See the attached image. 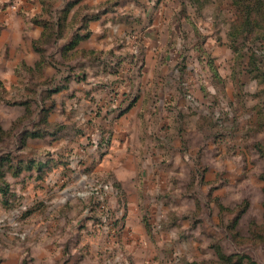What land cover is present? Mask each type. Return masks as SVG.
Masks as SVG:
<instances>
[{"label":"rangeland","instance_id":"374dc122","mask_svg":"<svg viewBox=\"0 0 264 264\" xmlns=\"http://www.w3.org/2000/svg\"><path fill=\"white\" fill-rule=\"evenodd\" d=\"M10 2L0 39L67 25L41 44L44 70L23 60L10 74L1 47L0 264H264V84L248 72L264 37L234 35L228 0ZM9 16L22 22L9 28ZM76 30L116 62L134 56L138 89L89 49L62 59L51 41ZM32 129L44 134L21 146Z\"/></svg>","mask_w":264,"mask_h":264},{"label":"trees","instance_id":"16d2710c","mask_svg":"<svg viewBox=\"0 0 264 264\" xmlns=\"http://www.w3.org/2000/svg\"><path fill=\"white\" fill-rule=\"evenodd\" d=\"M187 1H189L190 4L196 10H199L202 7L204 2H207L210 0H187ZM228 1L235 9V12L233 15V17L235 18L232 17L233 23L230 26V28L234 30V35L241 32V33L247 34L246 37L244 38H248V39L250 38L251 39H254V38L261 39L262 37H264V0H228ZM65 12L66 13H64V19H65L66 14H68L69 9L65 10ZM95 18L96 16L89 17L90 20L95 19ZM42 25L44 29L42 32V35H40V37L37 40L32 41L33 49L39 54V59L36 60L34 65L30 67L27 66V68H30L33 70L38 69V68H41L42 70H44L45 65L48 62H50L49 60H46V59L48 57L52 58V55L49 54V56H47L46 50L43 47H41V44L47 43V41L49 40L48 38L51 37V31L53 32V34H55V36L59 38L64 37L65 35H62L61 33L64 31V29H66L67 22L65 21H62V22L56 21V23L55 22L54 23L44 22ZM87 35H88V32L82 35L79 33L78 30H76L74 34H72L71 41L67 42L59 49L60 50L59 54L61 58L62 59L67 58L68 54L72 53L75 50H78L77 45H78L79 40L84 39ZM58 40L60 39H52L51 43L58 44ZM90 52H94V54L97 53L99 55V53L94 50ZM250 54H251V57H249V61H248V72L249 73L254 72L253 77H255L258 80V82L264 84V68H262L264 67V63H259L260 59L257 57V55L260 56V58L264 62V46L254 49V51H252V53ZM131 58H132V61L134 62L135 57L132 56ZM256 73H259V74L257 75ZM55 90H58V88ZM50 92H53L52 89L50 90ZM137 98L138 96H134L133 98H130L127 104L123 105V107L121 105L118 106L119 113L122 114L126 112L129 108H131L135 104V101ZM120 101L124 102L126 101V99L123 98ZM28 109L29 107L26 108V110ZM48 110L49 109H45V111H48ZM47 116L48 115L46 112L42 120L46 121ZM2 133L3 131L0 130V140L2 138ZM43 134L44 133L36 129L30 130V132H27L25 137L22 139L21 146L26 145V137H40ZM4 161L5 159L2 156H0V190L1 191H3V186L6 185V181L4 179L5 173L3 169ZM235 222H236V219H235ZM215 250L217 251V256L220 259V261H230L231 260L232 255H226L222 251V248L220 246L218 245L215 246ZM237 257H238V260L235 262L240 263L242 257H247V256L238 255Z\"/></svg>","mask_w":264,"mask_h":264},{"label":"crops","instance_id":"0c3cea01","mask_svg":"<svg viewBox=\"0 0 264 264\" xmlns=\"http://www.w3.org/2000/svg\"><path fill=\"white\" fill-rule=\"evenodd\" d=\"M21 1L26 2V0H21ZM32 5L33 4H29L30 7ZM6 9L9 10L11 8L7 7ZM31 12H33V9ZM14 18L15 19H13V17L9 16L6 19H4V21L8 24L9 28L10 27L14 28L16 25H19V23L22 22V20L20 18L19 19H17L16 17H14ZM19 29L20 30L18 32V36L20 39H12V40L11 39H0V51H1L2 46H4V47L9 46L11 49L10 74H12L14 71L18 70L21 67L20 65H22V64H20V63H22L23 60H24V63L26 62L25 63L26 66L30 67V66H33L34 63L36 62V60L39 59V54L32 47V41L37 40V38L39 37L41 27L34 25L32 27V29L30 28V30H32L34 33H32V31H31L29 36L28 37L26 36L27 37L26 39H22V27L21 26L19 27ZM85 40L86 39H80L79 40L78 45H77V49L78 50L89 49L90 51H92V50L98 51L99 50L98 53L101 56V59L98 62L99 64L96 65L97 68H101L100 70L103 72L111 66L112 68H114L113 74L117 75L118 78L122 79L121 77L128 76L127 78H123L124 82L122 81L123 84L121 83L125 88V92H127L128 94L133 93V91H136V89H138L137 86L134 85L135 80H133V78L135 76L134 74H136L137 72L143 71L144 70L143 68H141V69L136 68V64H135L136 62H133L131 57H130L131 59L128 60L127 64L125 63V60L121 57L119 58L120 60L118 62H116L114 60L113 54H111L112 51H105L103 49H97V48H93V47L85 48V47L81 46V43L84 42ZM69 41H71V39H60V40H58L59 48H61L64 44H66ZM23 50L27 53L26 56L23 54ZM148 58L150 59L151 55L149 54V52L146 51L144 62L148 61L149 60ZM123 74L126 76H123ZM137 74L141 75L140 73H137ZM135 96H137V95H135ZM138 98L136 99L135 104L137 103ZM133 107L134 106H132L128 110H131ZM133 248L134 247H132V249ZM131 251H134V250H131ZM133 259H136L135 264H140V262H138V260L140 258H138L136 255L133 256Z\"/></svg>","mask_w":264,"mask_h":264},{"label":"built area","instance_id":"2783aa9c","mask_svg":"<svg viewBox=\"0 0 264 264\" xmlns=\"http://www.w3.org/2000/svg\"><path fill=\"white\" fill-rule=\"evenodd\" d=\"M17 3L15 2V0H13V2H10L7 7L11 8V9H16L17 8Z\"/></svg>","mask_w":264,"mask_h":264}]
</instances>
